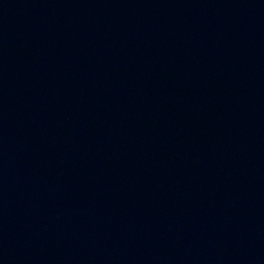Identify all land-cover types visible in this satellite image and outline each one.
<instances>
[{"label": "water", "instance_id": "95a60500", "mask_svg": "<svg viewBox=\"0 0 264 264\" xmlns=\"http://www.w3.org/2000/svg\"><path fill=\"white\" fill-rule=\"evenodd\" d=\"M0 264H264V0H0Z\"/></svg>", "mask_w": 264, "mask_h": 264}]
</instances>
